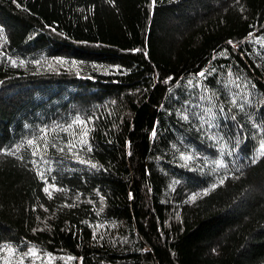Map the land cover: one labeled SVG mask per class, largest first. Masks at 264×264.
I'll return each mask as SVG.
<instances>
[{
  "label": "trees",
  "instance_id": "trees-1",
  "mask_svg": "<svg viewBox=\"0 0 264 264\" xmlns=\"http://www.w3.org/2000/svg\"><path fill=\"white\" fill-rule=\"evenodd\" d=\"M0 29V264H264V0H0Z\"/></svg>",
  "mask_w": 264,
  "mask_h": 264
},
{
  "label": "snow or ice",
  "instance_id": "snow-or-ice-1",
  "mask_svg": "<svg viewBox=\"0 0 264 264\" xmlns=\"http://www.w3.org/2000/svg\"><path fill=\"white\" fill-rule=\"evenodd\" d=\"M108 2L114 4V3H115V0H108ZM156 2H157V0H152V5H155ZM0 30H2V29H0ZM29 39H31V37H29ZM229 43H232V42L229 41ZM131 51H140V49H131ZM145 55H147V53H145ZM9 59H11V58H9ZM57 59L60 60V62H64V61H63V58H57ZM12 63L15 64L16 61H12ZM36 63H39V61H36ZM73 63H75V62H73ZM21 64H23V61H21ZM116 67L119 69V68H120V65H116ZM199 75L203 76L204 73L201 72V73H199ZM233 103H235V100H233ZM240 107L243 108V105H240ZM184 119H188V117H187V116H184ZM73 123H80V124L83 125V124H86L87 121H85V120H81L80 117H77L76 120H75ZM67 127H68V128H71L72 125H68ZM151 134H152L153 137L156 136L157 133H156L155 128H153ZM87 135H88V132H87V130H85V131L79 133V136H80L81 138H80L79 140H77L75 143L73 142V140H68V141H67V152L72 153V155L75 156V157L79 160L80 163H83V164H90L91 167L96 168L97 165H96L95 163H91L90 160H87V159H81V158L79 157V153L75 151V148H76V145H77V144L81 145L82 147H85L87 151H91V150H92L89 141H88L87 139H84V137H86ZM27 145H28L30 148H32V151H31V155H32V156H37V155L41 154V146H40V144L37 143L34 139H28V140H27ZM21 146H22V145H17L15 151H13V150H11V149H9V148H3V149H0V153L5 154V155L16 156V155H17V152L20 151ZM48 146H49V145H48L47 143H45V144L43 145V148H44V149H47ZM174 147H175V146H174ZM259 149H260V150H259V152H258V155H259L260 157H264V140H262V141L260 142ZM58 150H59L61 153L65 152V148H63V147H60ZM181 156H182L184 159H192V157H191L190 155H185L184 153H181ZM17 158L23 160V156H22V155L19 156V157H17ZM252 162H253V163H256V160L253 159ZM216 163H217V164H223V161H216ZM101 167H102V166H101ZM37 175H39V177H40V179H41L42 181H45L46 186L43 188V191H44L46 194L49 195V198H51L50 188H52V189H56L57 191L60 190L59 187H58L56 184H50V185L48 184V181H47V178H46V175H45L44 172H41V171H39V169H37ZM225 179H227V177H224V178L220 179L219 183H220V184H223V183L225 182ZM216 187H217V184H215V183L211 185V188H212V189H215ZM202 191H203V193H204L205 195H207L208 192H209V189H208V188H204ZM191 198L194 200V199L196 198V194L193 193ZM0 251H7L9 254H14V253L16 252V249H14V248H12V247H10V246H5V248L0 249ZM213 251H215V249H213ZM47 255L49 256V258H51V255H52V254H51V253H48ZM25 256H31V257H34V258H37V259L39 258V256H38V254H37V252H36L35 249H29L28 252L23 253V254L20 256L19 261H18V264H24V257H25ZM69 259H72V258L69 257ZM4 264H11V261L8 260V259H5Z\"/></svg>",
  "mask_w": 264,
  "mask_h": 264
}]
</instances>
